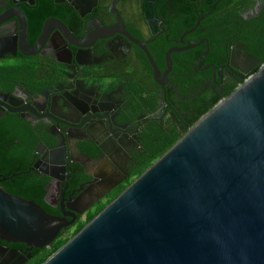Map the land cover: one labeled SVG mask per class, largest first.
I'll return each instance as SVG.
<instances>
[{"label": "flooded vegetation", "instance_id": "af4514ba", "mask_svg": "<svg viewBox=\"0 0 264 264\" xmlns=\"http://www.w3.org/2000/svg\"><path fill=\"white\" fill-rule=\"evenodd\" d=\"M203 6L0 0V189L68 222L75 211L68 227L79 225L137 178L150 150L236 90L253 73L250 53L222 21L184 28L198 9L205 18ZM34 250L0 239V264L14 253L29 264Z\"/></svg>", "mask_w": 264, "mask_h": 264}, {"label": "water", "instance_id": "95a60500", "mask_svg": "<svg viewBox=\"0 0 264 264\" xmlns=\"http://www.w3.org/2000/svg\"><path fill=\"white\" fill-rule=\"evenodd\" d=\"M246 56L252 75L42 264H264V63ZM71 215L0 189L3 241L49 246Z\"/></svg>", "mask_w": 264, "mask_h": 264}, {"label": "trees", "instance_id": "16d2710c", "mask_svg": "<svg viewBox=\"0 0 264 264\" xmlns=\"http://www.w3.org/2000/svg\"><path fill=\"white\" fill-rule=\"evenodd\" d=\"M204 2L203 10L205 18L201 21V26H206L211 23H222L219 25L220 29L223 30L227 35L233 32L240 31L239 39L247 46V50L250 54L261 60L264 63V6L260 13L252 18H245L238 16L242 13L253 9L255 0H202ZM214 7L213 11L212 8ZM200 10L198 9L196 13L191 15L187 19V23L184 28L193 27L197 20L200 18ZM204 14V13H203ZM238 39V40H239ZM210 41L215 43L213 38ZM217 42H221L217 39ZM233 92V90L226 93L227 97ZM221 100L218 96L212 100L213 104L210 105L204 112H209L214 106ZM179 139L177 137L166 140V144L160 145L155 151L150 150L147 157L143 160L138 161V167L133 173V178L140 176L147 168H149L153 162L163 155L169 148H171L175 142ZM134 180V179H133ZM132 182V179H131ZM126 188V187H125ZM124 188V189H125ZM123 188L119 189L118 192L114 193L110 199L102 204L97 210H95L92 215L83 223L68 228H63L56 239L49 245L43 248H36L34 250V258L29 264H42L49 256L56 252L63 244H65L70 238H72L80 229L85 226L93 217H95L108 203H110L114 198H116Z\"/></svg>", "mask_w": 264, "mask_h": 264}]
</instances>
